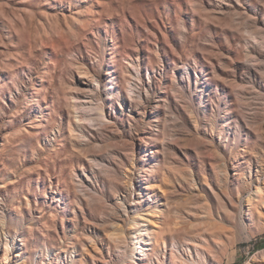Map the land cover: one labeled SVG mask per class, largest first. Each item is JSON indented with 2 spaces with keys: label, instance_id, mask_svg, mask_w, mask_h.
Here are the masks:
<instances>
[{
  "label": "rangeland",
  "instance_id": "obj_1",
  "mask_svg": "<svg viewBox=\"0 0 264 264\" xmlns=\"http://www.w3.org/2000/svg\"><path fill=\"white\" fill-rule=\"evenodd\" d=\"M262 201L264 0H0V264H264Z\"/></svg>",
  "mask_w": 264,
  "mask_h": 264
},
{
  "label": "bare ground",
  "instance_id": "obj_2",
  "mask_svg": "<svg viewBox=\"0 0 264 264\" xmlns=\"http://www.w3.org/2000/svg\"><path fill=\"white\" fill-rule=\"evenodd\" d=\"M147 170V169H146ZM227 170V169H226ZM229 172V171H228ZM261 198V197H260ZM262 203H264V201H262ZM141 230H143V228L141 229ZM146 232V229H145V231H140L139 232V234L137 235V237H135V238H142V236H144V234H146L145 233ZM136 234V233H135ZM150 239V238H149ZM151 240V239H150ZM137 244V243H136ZM136 245H135V243H133L132 244V246H131V248H130V251H129V253L130 254H132L133 253V250H134V248H137L138 249V253H143L144 255H146L147 253H146V250L147 249H139L140 247H139V245H137V247H135ZM150 246H151V250L154 248V244H150ZM128 250V249H127ZM128 252V251H127ZM129 254V257L131 258L132 256ZM140 257V256H139ZM135 264H137V263H135Z\"/></svg>",
  "mask_w": 264,
  "mask_h": 264
}]
</instances>
